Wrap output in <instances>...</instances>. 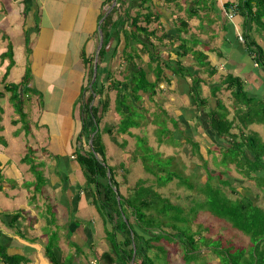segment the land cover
<instances>
[{
    "label": "crops",
    "instance_id": "0c3cea01",
    "mask_svg": "<svg viewBox=\"0 0 264 264\" xmlns=\"http://www.w3.org/2000/svg\"><path fill=\"white\" fill-rule=\"evenodd\" d=\"M145 2L0 0V251L9 261L54 264L53 257L57 264H134L135 242L126 245L133 231L115 225L120 215L113 217L114 223L105 222L77 157L90 148V140L79 137L84 132L94 134L98 105L100 119L106 115L101 111L106 109L105 89L122 87L115 71L127 64L130 43L136 42L138 48L133 54L137 62L131 64H140L150 81L156 79L155 56L165 67L162 90L158 89L154 100L142 95L137 108L145 109L147 115L177 119L176 136L184 144L183 137L192 136L200 155L205 150L211 153L217 141L210 112L224 104L235 121L233 132L242 127L244 110L237 113L229 76L239 78L246 97L264 109V68L256 64L242 26L231 17L233 8L225 7L226 2L237 0L204 4V9L214 5L218 19L203 33H198V0ZM136 23L160 29L156 35H147ZM204 36L210 43L193 42ZM182 38L188 41L186 54ZM255 38L264 47V34L256 33ZM200 47L211 67L199 69L206 83L202 95L207 99L197 109L189 93L192 77L185 70L175 74L174 69L180 63L198 74L195 52ZM13 84L18 91L14 101L9 90ZM216 84L220 87L215 92ZM114 92L109 91L108 103ZM110 113L107 120L123 119L120 107ZM107 120L105 131L114 126ZM214 147L224 152L222 144ZM0 264L7 263L0 257Z\"/></svg>",
    "mask_w": 264,
    "mask_h": 264
},
{
    "label": "rangeland",
    "instance_id": "374dc122",
    "mask_svg": "<svg viewBox=\"0 0 264 264\" xmlns=\"http://www.w3.org/2000/svg\"><path fill=\"white\" fill-rule=\"evenodd\" d=\"M200 12L198 33H203L212 26L214 21H217L218 16L216 9H204V5ZM206 14H208V18H206ZM210 16L213 17L210 18ZM149 29L147 32L156 35L160 28L158 25L153 24ZM203 38L198 37L200 45L209 42V37L204 36ZM182 41L184 45L187 43L188 47V41H184L183 38ZM193 42L198 43L196 39ZM127 48L130 49V52L126 54L127 64L115 71V80L123 82L122 90L119 87L110 90L107 86L105 89L107 94L103 97V103L106 105V115L99 122L106 152L103 158L104 164L114 170L122 193L123 207L118 211L121 214V219L118 221L121 222L122 226L123 219H130L139 246V233L146 239L150 238V234L154 235L150 238L153 245L148 249V256L154 264H223L221 256L218 255L217 249H215L218 246L216 240H220L222 246L230 247L232 245L239 248L238 250L230 248L232 255H238L237 253L245 255L250 249L247 247L252 244L248 236L208 211L201 210L197 212L194 207L196 202L193 204V200L198 199V182L207 181L209 175H211L214 178L210 180L222 186L220 179H229L235 188L245 195H249L262 206H264V188L260 187L256 180L248 179L239 173L235 163L230 159L227 161L229 156H225V150L224 152L222 149L218 151V148L214 147L216 143H221L220 140L214 143L211 153L206 150L201 151L204 155L202 156L197 153L196 147L192 148L189 143L184 144L180 141L181 138L176 136V130H173V128H176L174 120L162 119L159 114L156 116L147 115L145 109L137 108V103L133 101L132 97L127 93L125 94L124 84L130 86L133 94L136 88L144 82V74H141L140 64H131L132 61L137 62L133 55L138 50L136 42L134 45L130 43ZM141 52L140 50V54ZM150 65H152V62H150ZM152 67L155 73H158L157 63ZM160 67H164L163 62ZM130 68H132L131 71ZM94 88L97 89V84ZM109 91H115V95L111 97L112 100H109L107 105ZM119 93L123 97L120 101L118 100ZM176 102L182 104L180 99H177ZM118 106L122 110H125L124 106L130 110L127 109L121 121L107 120L112 116L110 110ZM243 107L245 112L248 106ZM260 114L263 115V112ZM105 120L114 125L112 129L105 131L103 128ZM136 121L140 122L138 127H133L132 130L129 129L126 133L122 132L125 122L134 123ZM242 129L247 134L255 131L264 137V122H256L250 124L248 128ZM160 138L162 139L161 143L159 142ZM91 141L92 138H90V144ZM206 165L208 168L205 167ZM189 180L194 182V189L183 185ZM222 187L226 189L229 195L235 197L230 186ZM155 192H158L160 196L156 195ZM117 198L119 200V197ZM126 198L130 202V207L127 205ZM144 201L150 203L145 205L142 203ZM172 204L177 205L175 209L169 208ZM166 205L168 210L161 214L160 207ZM177 215L178 217H173ZM124 226L130 229L128 225ZM199 230L200 233H198ZM156 232L164 234L161 239H156ZM194 234L195 241L192 242L189 236ZM199 236L205 238V242H200L198 249ZM185 246L192 251L186 259L184 257L187 252H185ZM242 248L246 249L242 251L240 250ZM134 259H136L134 264H137L140 260L139 254Z\"/></svg>",
    "mask_w": 264,
    "mask_h": 264
},
{
    "label": "trees",
    "instance_id": "16d2710c",
    "mask_svg": "<svg viewBox=\"0 0 264 264\" xmlns=\"http://www.w3.org/2000/svg\"><path fill=\"white\" fill-rule=\"evenodd\" d=\"M149 1V0H143ZM169 1V0H166ZM204 1V2H203ZM210 0H198V11L199 9L203 8L204 4H207ZM146 3V2H145ZM226 8H233L231 17H235L236 21L240 23L242 29L244 30L243 35L246 40V43L250 49V52L255 59L256 64L261 65L264 68V47H262L256 40L255 34H264V0H237L236 3L234 2H226ZM211 9H216L214 5ZM235 13V14H233ZM149 18L150 16L145 15ZM208 18V14L205 15ZM211 17V16H210ZM139 31H144L149 35L148 27L147 26H139L137 23L135 24ZM139 26V27H138ZM187 26V25H185ZM186 28V27H185ZM259 32V33H258ZM151 33V32H150ZM155 34V33H153ZM157 37V36H156ZM160 39H163V35L159 36ZM204 42V41H203ZM153 44V42H151ZM207 44V42H204ZM187 44V43H186ZM183 44L181 49L183 50V54H186L189 50H187V45ZM198 45H200V41L198 40ZM185 46V47H184ZM201 48V47H200ZM204 49V48H203ZM198 49L195 52V56L198 59L197 66L198 67V74L193 71H189L188 68L181 66H177V69H174L175 74H179L183 70L187 71L188 74L192 77V84L190 89L191 100L196 102V107L201 106L202 104L206 103V99L202 95V85L206 84L204 79L200 75L199 68L203 67H211V64L208 60V54L205 51ZM203 50V51H202ZM153 58V56H152ZM154 61L157 62V71L155 73L156 79L154 81H150L147 76L144 68H141V74H144V82L136 88L135 92L132 94L130 90V86L124 84L125 94L127 93L130 96H133V101L136 103L138 100L142 99V95L147 94L150 99L155 98L158 93V89L160 84L164 80L165 72L164 67H160L162 64V59L158 56H155ZM131 71V68H130ZM212 69L210 70V74H212ZM128 78V77H127ZM229 84L228 89H231L235 98V105L237 107V113L244 110L243 106H248L244 115L240 119L242 127H240L239 132H233L235 129V121L234 119L229 118V109L221 105L219 111L210 112L209 123L212 131H214L217 135L215 138L216 140H220L223 146H225L226 157H228L227 161L230 159L232 162L235 163V167L237 168L238 172L241 173L244 177L252 180H256L260 187L264 188V140L261 139L259 133L253 131V133H246L243 132L242 128H248L250 124L254 122H264V109L259 110L258 106L251 103L252 100L246 97L243 91L242 82L236 76H229L227 78ZM123 83V82H122ZM128 86V87H126ZM16 87L14 84L9 86V90H12L13 101L17 99V89L13 88ZM123 87V84H122ZM122 87L119 89L122 90ZM219 85L216 84L212 88L216 92L219 89ZM162 90V88L160 89ZM118 96V100L122 99L121 93ZM132 94V95H131ZM18 101V100H17ZM108 105V101L106 102ZM17 104V103H16ZM121 104V103H120ZM245 104V105H244ZM123 105V104H122ZM101 105H98L96 110H94L95 115V129L92 130L94 132L93 135L91 133L87 136L86 133H82V140L88 141L92 138V143L90 144V148L88 151H80L78 152V161L80 162L84 175L86 177V181L88 186L92 188L94 193L93 197L95 196V205L99 211V213L104 217L105 222L107 224L114 223L111 221H115L113 217L116 215L121 214L118 212L120 208L123 207L122 204V193L120 192L118 181L115 177V172L111 167H108L104 164L103 158L105 157V145L103 142V136L101 132L97 130L98 124L100 122V115L98 116V108ZM120 107V106H118ZM138 107V105H137ZM17 110H20V107L16 106ZM122 110V113L125 114L127 109ZM101 111H106L104 107L101 108ZM138 109H141L140 107ZM252 109V110H251ZM100 111V112H101ZM263 112V115L260 114ZM161 116V115H160ZM174 120L175 126L178 127L179 122L175 118H171ZM97 124V125H96ZM140 125L139 121L136 122H125L122 127V132L126 133L130 127H138ZM87 126H84L83 130H86ZM178 132V129H177ZM187 143H190L192 148L199 149V143L194 140L192 136H185L183 137ZM162 139H159L161 143ZM228 151V153H227ZM196 152V151H195ZM224 159V158H223ZM206 161V160H205ZM204 161V162H205ZM226 161V162H227ZM207 162V161H206ZM207 164V163H206ZM172 178V176H171ZM213 179L214 176L209 175V179L205 182H198V199L193 200V204L196 202L194 207L198 211H208L211 214L215 215V217L222 219L223 221L227 222L233 228L241 231L246 236L249 237L251 241V245L247 248L248 252L245 255H232L230 248L233 250H238L239 248L233 247L232 245L229 246H222V242L220 240H216L218 246L215 248L217 249V253L221 256L223 260V264H264V206L260 203L256 202L253 198L249 195H245L242 191L235 188L229 179H220L222 186H230L232 194L229 195L226 189H224L218 183L212 182L210 179ZM219 178V177H218ZM182 183V182H181ZM183 185H186L188 188L194 189L195 185L193 181H186ZM156 195L160 194L155 192ZM119 197V200L118 198ZM126 202L128 207H130V202L126 198ZM146 205V203H150L147 201L142 202ZM177 205H170L169 208L175 209ZM168 210L167 205L161 206L160 211L161 214ZM176 212V211H175ZM174 218L178 217L173 216ZM122 226L128 225L130 227L129 231H133V226L130 224V219L125 218L123 219ZM115 225H121V222L117 221ZM143 228V227H142ZM145 229V228H143ZM145 232L146 229H145ZM152 233V231H151ZM200 233V230L198 231ZM162 233L156 232L157 238L161 239ZM154 236V235H152ZM139 244L136 240V234L133 232V236L128 238L126 245L135 242V258L137 254H139L140 260H138L137 264H154L153 260L148 256V249L153 245L152 239H146L144 236L139 233ZM198 238V249L200 246V242H205V238L199 236ZM189 239L194 242L195 241V234L189 236ZM149 240V241H144ZM214 241V240H213ZM148 242V243H147ZM186 249V250H185ZM185 259L189 256V253L192 251L188 250L185 246ZM242 248L240 250L243 251ZM49 252L50 249H49ZM132 254L130 258H132ZM0 257L6 261L7 264H18L19 262H12L8 260V257L4 254V252L0 251ZM150 259V261H148ZM136 260V259H135ZM52 261L54 264H57L55 258L52 257Z\"/></svg>",
    "mask_w": 264,
    "mask_h": 264
},
{
    "label": "water",
    "instance_id": "95a60500",
    "mask_svg": "<svg viewBox=\"0 0 264 264\" xmlns=\"http://www.w3.org/2000/svg\"><path fill=\"white\" fill-rule=\"evenodd\" d=\"M91 143H92V141H91Z\"/></svg>",
    "mask_w": 264,
    "mask_h": 264
}]
</instances>
